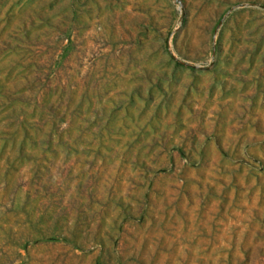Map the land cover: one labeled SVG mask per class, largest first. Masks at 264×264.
I'll use <instances>...</instances> for the list:
<instances>
[{
    "label": "rangeland",
    "instance_id": "374dc122",
    "mask_svg": "<svg viewBox=\"0 0 264 264\" xmlns=\"http://www.w3.org/2000/svg\"><path fill=\"white\" fill-rule=\"evenodd\" d=\"M0 264H264V0H0Z\"/></svg>",
    "mask_w": 264,
    "mask_h": 264
}]
</instances>
